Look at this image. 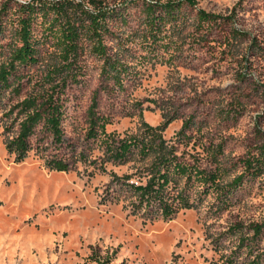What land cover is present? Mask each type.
I'll list each match as a JSON object with an SVG mask.
<instances>
[{
    "label": "rangeland",
    "instance_id": "1",
    "mask_svg": "<svg viewBox=\"0 0 264 264\" xmlns=\"http://www.w3.org/2000/svg\"><path fill=\"white\" fill-rule=\"evenodd\" d=\"M195 1L157 36L143 0L125 3L127 22L112 26L129 66L122 87L86 50L79 81L64 92L63 142L54 143L42 123L21 162L6 149L3 114L32 93L42 71L19 70L20 93L0 98V264H264V232L254 238L252 230L264 219V173L246 177L224 204L205 177L220 169L218 180L231 182L264 143V0ZM198 9L220 17L208 34L195 23ZM94 94L104 124L90 138ZM164 123L160 134L176 159L204 174L163 190L168 197L183 189L194 203L170 217L139 206L129 188L153 174L150 154L136 150L124 161L111 152L123 137L147 143L154 135L147 127ZM53 159L68 170H51Z\"/></svg>",
    "mask_w": 264,
    "mask_h": 264
},
{
    "label": "trees",
    "instance_id": "2",
    "mask_svg": "<svg viewBox=\"0 0 264 264\" xmlns=\"http://www.w3.org/2000/svg\"><path fill=\"white\" fill-rule=\"evenodd\" d=\"M129 1L132 0H116L113 6H106L101 0H0V56L3 57L0 61V98L9 90L20 93L21 81L17 74L20 69L37 65L42 71L32 93L3 114L10 120L4 128L8 135L6 149L15 155L17 162L28 156L32 149L31 137L42 123L54 143L63 142V120L67 116L64 92L69 83L79 81L86 50L101 61L102 76L122 87L123 79L130 74L129 66L119 55V50L124 49L123 39L116 36L112 26L125 25L127 12L124 4ZM196 4L195 0H143L147 28L155 36L163 29L171 31L172 25H177L184 6L194 7ZM219 18L198 9L195 23L208 34L210 23ZM111 37L116 43H108ZM261 87L264 89V84ZM97 107V94H94L88 110L90 138L97 136L104 124ZM166 124L147 127L154 134L147 143L137 141L134 136L123 137L111 152H114L113 158L124 161L135 155L136 150L143 156L150 154L153 174L145 185H131L129 188L139 194V206L145 204L152 210L158 206L163 217H170L180 209L191 208L194 203L183 189L176 196L170 193L168 197L163 190L170 183L185 179L189 184L196 180L195 174H200V177L204 174L176 159V147L167 144L160 134ZM46 165L51 170H68V164L61 159L49 160ZM220 171H210L207 175L205 173V177H208L210 189L216 192L220 204H224L246 177L253 180L264 173V143L255 153L249 154L244 160L243 172L231 182L223 185L218 180ZM252 230L254 238L259 237L264 232V219L255 223ZM250 245L248 242L246 248L249 249Z\"/></svg>",
    "mask_w": 264,
    "mask_h": 264
}]
</instances>
